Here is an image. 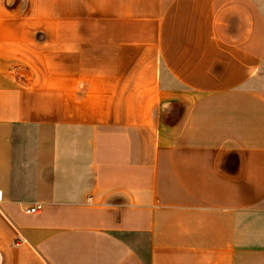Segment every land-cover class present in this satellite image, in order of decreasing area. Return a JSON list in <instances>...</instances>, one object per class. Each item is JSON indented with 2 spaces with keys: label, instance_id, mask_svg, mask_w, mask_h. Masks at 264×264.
<instances>
[{
  "label": "crops",
  "instance_id": "0c3cea01",
  "mask_svg": "<svg viewBox=\"0 0 264 264\" xmlns=\"http://www.w3.org/2000/svg\"><path fill=\"white\" fill-rule=\"evenodd\" d=\"M0 264H264V0H0Z\"/></svg>",
  "mask_w": 264,
  "mask_h": 264
},
{
  "label": "built area",
  "instance_id": "2783aa9c",
  "mask_svg": "<svg viewBox=\"0 0 264 264\" xmlns=\"http://www.w3.org/2000/svg\"><path fill=\"white\" fill-rule=\"evenodd\" d=\"M42 208V205H35L28 210L29 213H37Z\"/></svg>",
  "mask_w": 264,
  "mask_h": 264
}]
</instances>
